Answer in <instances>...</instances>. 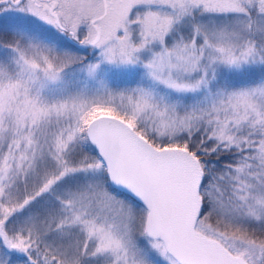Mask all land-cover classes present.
<instances>
[{
    "label": "snow or ice",
    "instance_id": "snow-or-ice-1",
    "mask_svg": "<svg viewBox=\"0 0 264 264\" xmlns=\"http://www.w3.org/2000/svg\"><path fill=\"white\" fill-rule=\"evenodd\" d=\"M0 264H264V0H0Z\"/></svg>",
    "mask_w": 264,
    "mask_h": 264
}]
</instances>
